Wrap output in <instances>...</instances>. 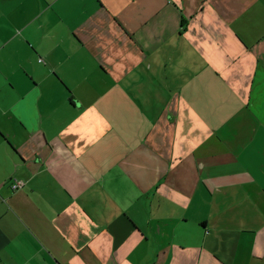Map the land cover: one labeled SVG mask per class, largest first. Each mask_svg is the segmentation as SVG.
I'll return each mask as SVG.
<instances>
[{
  "label": "crops",
  "instance_id": "crops-1",
  "mask_svg": "<svg viewBox=\"0 0 264 264\" xmlns=\"http://www.w3.org/2000/svg\"><path fill=\"white\" fill-rule=\"evenodd\" d=\"M125 79L147 86L125 121L130 162L121 149L94 169L116 129L97 104L116 108ZM131 205L143 216L119 214ZM256 263L264 0H0V264Z\"/></svg>",
  "mask_w": 264,
  "mask_h": 264
},
{
  "label": "rangeland",
  "instance_id": "rangeland-1",
  "mask_svg": "<svg viewBox=\"0 0 264 264\" xmlns=\"http://www.w3.org/2000/svg\"><path fill=\"white\" fill-rule=\"evenodd\" d=\"M152 67H154L156 64H151ZM135 69L133 66L130 67V70ZM146 81H134V80H130V79H125L124 83H123V89H124V94L122 97H117L115 99H113V101H111V103L117 104L116 108H113L111 110H108L104 104L106 102V98L102 99L101 101L98 102L97 106L98 108H103L104 114L107 115L110 118V121H114L115 122V126L116 129L112 132H110L107 136H105V138L102 140V150L103 152L106 151V154H104V160L103 163L100 165H94L93 168L94 169H110L111 168V159L110 157H114L116 154H118L119 152H121V149L124 150L125 153V163L126 166L128 165V163L130 162V160H128L126 158V152L127 149L125 145V147L123 146V139H126L129 141V144L132 140V135L128 134V128L126 127L127 124H125V121H134L135 119H131L130 116L132 117H136V113L135 111H133V107H134V103H135V96H134V92H132V90L136 89V88H140V87H147L145 85ZM179 82V81H176ZM163 84H167V81L161 79L160 81H158V86H163ZM119 87H121V85H119ZM116 100H118V102H116ZM131 125V124H129ZM119 142V145H117V143ZM99 153V151H97ZM127 180L124 179L123 181L121 180L119 182L118 185V189L117 191H115V194H117L119 197L118 199L120 201L125 202L127 200V198L130 196L131 191L128 189V187L125 185L127 184ZM111 185V184H110ZM240 189L243 188V186L239 187ZM146 198V196L144 195V199ZM149 198H151V195L149 196ZM153 199L151 198V201ZM243 194L240 193L238 195L237 198H232L227 204H232L234 203L236 205L237 208H235V210H233V213H231V218H233L235 220V223L232 225V227L230 228V232L233 234L239 233L241 232V230L243 228H245V224L242 220H240V215L244 213V205H243ZM143 205H146V208L148 206V199H145V201H142ZM223 205H226L225 203ZM137 205H131L130 207H124V212L125 213H119L121 216L125 217V214H129V215H135L138 213V208L136 207ZM147 212L149 211V209H146ZM224 210V215L225 214V209ZM162 211H164V209H162ZM145 214V213H144ZM138 215H142L143 216V212L142 213H138ZM146 215V214H145ZM175 215H177V213H175ZM185 231H187L189 234L192 235V237H190L187 242L189 243H193L195 242V240L197 239L196 237V230H197V225H195L192 222H189L184 228ZM240 235V233H239ZM247 235H243V238H246ZM179 236L178 238H176L173 242H174V246L175 248L177 247L178 243L181 242L182 240H180ZM258 264V263H256Z\"/></svg>",
  "mask_w": 264,
  "mask_h": 264
},
{
  "label": "built area",
  "instance_id": "built-area-1",
  "mask_svg": "<svg viewBox=\"0 0 264 264\" xmlns=\"http://www.w3.org/2000/svg\"><path fill=\"white\" fill-rule=\"evenodd\" d=\"M22 185H23L22 183L16 181L15 183L11 184L10 187L12 190H17V189L21 188Z\"/></svg>",
  "mask_w": 264,
  "mask_h": 264
}]
</instances>
